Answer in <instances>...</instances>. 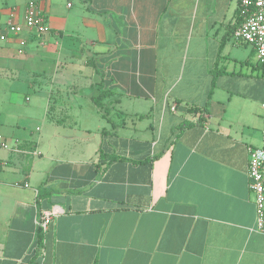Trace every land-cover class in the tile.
<instances>
[{
	"label": "crops",
	"instance_id": "1",
	"mask_svg": "<svg viewBox=\"0 0 264 264\" xmlns=\"http://www.w3.org/2000/svg\"><path fill=\"white\" fill-rule=\"evenodd\" d=\"M29 3L49 31L0 44V79L34 95L0 113V264H264L246 176L264 66L232 39L237 2Z\"/></svg>",
	"mask_w": 264,
	"mask_h": 264
},
{
	"label": "built area",
	"instance_id": "2",
	"mask_svg": "<svg viewBox=\"0 0 264 264\" xmlns=\"http://www.w3.org/2000/svg\"><path fill=\"white\" fill-rule=\"evenodd\" d=\"M237 2V15L240 20L232 31V39L235 44H249L253 46L261 65L264 66V0H235ZM11 16L5 23L0 24V40L9 41L17 39L24 30L36 34H44L49 31L43 15L33 3H29L25 10L22 23H15ZM17 49L21 54L25 42L20 40ZM264 108V104L261 106ZM174 111L175 108L171 107ZM1 139V137H0ZM264 141V132L262 134ZM3 148L7 146L2 143ZM247 188L252 196L255 213V230L264 233V150L262 148L249 147L247 161ZM61 210L52 207L39 213L36 220L37 230L45 233L51 219L60 214Z\"/></svg>",
	"mask_w": 264,
	"mask_h": 264
},
{
	"label": "rangeland",
	"instance_id": "3",
	"mask_svg": "<svg viewBox=\"0 0 264 264\" xmlns=\"http://www.w3.org/2000/svg\"><path fill=\"white\" fill-rule=\"evenodd\" d=\"M1 1H5V4L0 5V8L1 6L2 7L3 6L14 7L15 13H16V21L22 23L24 19V15H25V10L27 7L26 4L31 2V0H1ZM18 39H21V38L11 39L9 41L18 42ZM4 42L5 41L0 40V44H3ZM36 44L38 45V43ZM38 47H39V51L42 52L43 47L40 45H38ZM25 49L27 48L24 47V51L26 52V54H28V51ZM16 56H17L16 58L23 59L24 57L22 56H25V55H16ZM24 70H27V68L25 67ZM24 73L25 72L21 73V75L24 76ZM9 83L10 82H6V80L0 79V113L1 115H3V113L5 114L9 113L11 117H15L16 112L20 113V111L17 110V106L23 105L25 107V110L28 107L26 106L28 103L24 104L25 95L29 96L30 98L34 97V95L31 93V90L28 91L26 85H23V84L17 85L14 83H11V84ZM11 89L15 93L11 94L10 93ZM10 97H11V100H13L12 104H14L15 106H11L8 103Z\"/></svg>",
	"mask_w": 264,
	"mask_h": 264
},
{
	"label": "trees",
	"instance_id": "4",
	"mask_svg": "<svg viewBox=\"0 0 264 264\" xmlns=\"http://www.w3.org/2000/svg\"><path fill=\"white\" fill-rule=\"evenodd\" d=\"M238 20H240L239 16ZM109 95L110 93L107 91H100L96 96L91 97V102L97 109H99L103 113V115H106L107 112V109L104 107L103 101L107 99ZM111 159H114V157H111ZM37 232L38 234H40L39 230ZM28 264H33V262L30 261Z\"/></svg>",
	"mask_w": 264,
	"mask_h": 264
}]
</instances>
